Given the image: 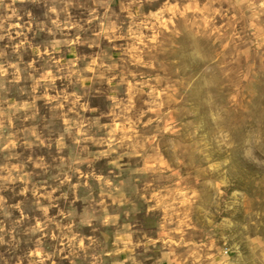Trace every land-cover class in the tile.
Wrapping results in <instances>:
<instances>
[{
    "label": "clouds",
    "instance_id": "obj_1",
    "mask_svg": "<svg viewBox=\"0 0 264 264\" xmlns=\"http://www.w3.org/2000/svg\"><path fill=\"white\" fill-rule=\"evenodd\" d=\"M0 264H264V0H0Z\"/></svg>",
    "mask_w": 264,
    "mask_h": 264
}]
</instances>
